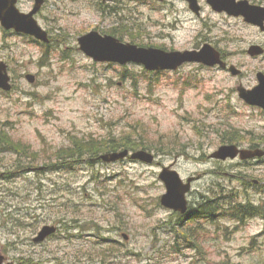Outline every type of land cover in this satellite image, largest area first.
<instances>
[{
    "label": "rangeland",
    "instance_id": "374dc122",
    "mask_svg": "<svg viewBox=\"0 0 264 264\" xmlns=\"http://www.w3.org/2000/svg\"><path fill=\"white\" fill-rule=\"evenodd\" d=\"M198 2L200 16L186 0H45L36 19L48 44L0 24V62L9 65L13 83L11 91L0 89L5 263L264 264V157H210L224 144L264 149V110L238 93L240 85H258L264 72V54L248 53L252 45L264 48V32ZM34 4L18 6L29 12ZM92 30L166 51L210 43L242 73L195 62L159 72L97 62L78 41ZM119 141L129 147L108 149ZM84 145L98 156L144 149L157 161L91 164L92 156L79 155ZM73 154L83 159L60 164ZM171 165L184 181L200 176L189 204L218 201L213 219L181 217L162 205L167 189L159 174ZM248 202L255 215L239 223L231 206ZM45 225L57 233L34 242Z\"/></svg>",
    "mask_w": 264,
    "mask_h": 264
},
{
    "label": "water",
    "instance_id": "95a60500",
    "mask_svg": "<svg viewBox=\"0 0 264 264\" xmlns=\"http://www.w3.org/2000/svg\"><path fill=\"white\" fill-rule=\"evenodd\" d=\"M105 2L111 0H104ZM163 1V0H158ZM190 9L197 15L201 14V6L198 0H187ZM211 7L218 12H226L231 16L243 17L246 22L258 26L264 32V6L252 4L249 0H207ZM18 0H0V24L6 30L14 29L18 33H24L35 37L44 43H50L51 39L47 30L42 28L36 19V14L41 10L45 0H35V5L30 12H22L18 8ZM80 49L97 62H115L119 64L137 63L142 64L150 71L178 70L182 65L195 62L207 66H217L226 69L237 76L242 71L235 65L228 66L222 58L221 52L212 44L207 43L201 49L166 51L156 47H141L132 43H124L114 35H103L99 31L92 30L78 39ZM251 56L264 54L261 45H252L248 49ZM30 82H35L34 74H27ZM258 85L252 89L243 85L238 87L239 97L247 104L264 109V72L257 73ZM13 88L12 77L6 62H0V89L11 91ZM262 148H242L237 144L221 145L210 157L219 160L236 159L242 160L263 157ZM99 160L114 163L130 159L153 164L157 157L153 152L139 149L132 151L129 148L103 153L98 156ZM43 170L44 167L37 168ZM164 182L167 192L161 197V203L168 209L186 214L189 210L188 193L192 183L200 176H191L186 181L180 173L171 166L163 167L159 174ZM57 226L45 225L34 237V242L41 243L57 233ZM125 238L126 235H125ZM7 257L0 255V264H12L6 262Z\"/></svg>",
    "mask_w": 264,
    "mask_h": 264
},
{
    "label": "trees",
    "instance_id": "16d2710c",
    "mask_svg": "<svg viewBox=\"0 0 264 264\" xmlns=\"http://www.w3.org/2000/svg\"><path fill=\"white\" fill-rule=\"evenodd\" d=\"M93 143L90 144L91 147L95 146L97 143L96 141H92ZM75 144H78L76 142H74ZM129 142H123V141H119V142H112L109 143L110 146L108 149H117L120 146H128ZM99 144V148L105 149L106 146L102 145L103 143H98ZM124 144V145H123ZM81 147V146H80ZM144 148H149L148 145H144ZM99 152V151H98ZM79 155L81 156H87L90 155L92 157H89L88 159L90 160V163H97L99 161L98 159V155L93 154L88 150L87 146H83L81 147V150L79 151ZM95 155V156H94ZM79 156V157H80ZM78 155H69V157H63V160H61L60 164L66 163L68 160V158H76L77 161H81L83 158H79ZM88 157V156H87ZM62 159V158H61ZM218 202V201H217ZM217 202H213L212 200H209L208 198H206L204 201L198 203V205H196L195 207H191L188 214L186 216L188 217H192V218H203V219H213L217 210L219 209V207L217 205ZM222 203V202H221ZM243 203H238L236 205L231 206V208L234 209L233 214L238 218V220H240L242 223L245 221V219L255 215V212H253V206L250 205V202L243 204ZM220 206V204H219ZM228 210H232V209H228ZM182 217V215H181Z\"/></svg>",
    "mask_w": 264,
    "mask_h": 264
},
{
    "label": "flooded vegetation",
    "instance_id": "af4514ba",
    "mask_svg": "<svg viewBox=\"0 0 264 264\" xmlns=\"http://www.w3.org/2000/svg\"><path fill=\"white\" fill-rule=\"evenodd\" d=\"M19 1L20 0H18V3H17V5H19ZM187 1V0H186ZM35 5V4H34ZM34 7V6H33ZM18 8H19V6H18ZM20 9V8H19ZM21 10V9H20ZM22 11V10H21ZM23 12V11H22ZM15 31V30H14ZM258 107V106H257ZM259 108H261V107H259ZM261 109H263V108H261ZM264 110V109H263ZM254 148H257V147H253V149ZM255 159V158H254ZM206 198L204 197L202 200L204 201ZM252 204V205H251ZM250 205L251 206H255L252 202H250ZM194 206H196V205H194ZM192 206H190V204H189V208H191ZM239 223H241V221L240 220H238V219H236ZM244 223V222H243Z\"/></svg>",
    "mask_w": 264,
    "mask_h": 264
}]
</instances>
